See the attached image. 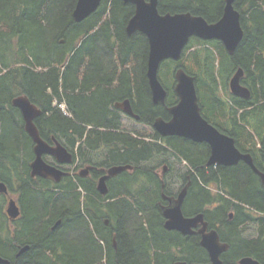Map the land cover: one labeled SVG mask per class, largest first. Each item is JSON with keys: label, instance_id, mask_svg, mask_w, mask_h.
I'll use <instances>...</instances> for the list:
<instances>
[{"label": "trees", "instance_id": "1", "mask_svg": "<svg viewBox=\"0 0 264 264\" xmlns=\"http://www.w3.org/2000/svg\"><path fill=\"white\" fill-rule=\"evenodd\" d=\"M77 1L0 0V181L21 209V216L10 220L8 198L0 194V255L11 264L208 263L199 235L163 227L160 203L163 194H174L166 180L174 170L168 160L173 155L186 167L177 173L181 185L190 181L184 213L203 212L210 228L229 243L224 264H239L244 256L264 264V187L253 169L244 161L208 166L209 144L122 127L123 114L113 106L129 98L137 123L146 126L160 116L168 119L167 106L178 101L174 72L181 66L195 76L203 116L264 171V0H235L244 36L234 54L220 41L193 38L178 62L161 63L166 104L152 99L147 36L126 32L134 5L102 0L77 22ZM224 6L225 0L158 2L162 14L191 12L209 22L220 19ZM239 68L249 98L229 90ZM22 94L42 110L35 123L48 143L57 140L74 152L80 142L79 153L91 151L96 163L132 165L120 175L122 191L110 187L101 195L93 189L82 198L78 185L67 179L32 178L35 144L13 105ZM161 164L168 167L164 175ZM251 226L256 234L245 235ZM25 245L29 249L17 257Z\"/></svg>", "mask_w": 264, "mask_h": 264}, {"label": "water", "instance_id": "2", "mask_svg": "<svg viewBox=\"0 0 264 264\" xmlns=\"http://www.w3.org/2000/svg\"><path fill=\"white\" fill-rule=\"evenodd\" d=\"M102 0H78L73 12V18L77 22L83 21L90 14L95 12ZM134 4L135 11L126 25V32L131 35L135 32L144 33L149 42V56L147 77L154 103L165 104L168 91L164 87L160 77L159 69L164 60L172 59L179 61L184 50L192 37L203 40H219L225 46L229 54H234L244 36V29L241 24V14L235 8V0H225L223 14L216 22H209L205 17L194 15L191 12L160 13L158 8L159 0H124ZM243 69H238L230 80L231 92L238 97L249 98V88L241 84ZM174 92L178 96V102L170 107V119L157 117L153 123L155 131L162 136H179L193 140L194 142H205L209 144L211 153L207 165L232 166L240 161L247 163L260 177L264 187V171H261L254 162L249 152H242L236 145L235 139L210 123L202 114L199 95L196 86L195 76L189 74L183 67L175 70ZM13 105L17 107L25 121V130L34 141L35 159L31 164L32 176L50 178L59 182L66 171L48 163L45 155H51L60 163H71L72 153L59 141L49 144L39 133L35 119L42 114L27 95H20L13 99ZM117 107L124 109V112L139 118L134 114L131 102L126 99L116 103ZM132 168V165H113L109 168L108 174L102 176L98 183L100 193L107 194V179L110 176L119 174L124 170ZM167 168V166H165ZM190 181L181 189L178 196L171 197L168 205L164 206L166 217L165 227L176 229L185 235L195 231L200 225V243L207 250L210 262L193 264H224L221 255L228 250L229 243L221 241L217 229H209V223L205 214L200 212L193 216H185L183 203L188 192ZM0 192L8 193L7 186L0 181ZM7 213L15 219L20 216L21 210L16 201L11 199L7 207ZM60 220L56 222V225ZM29 249L25 245L17 256ZM240 264H263L259 260L244 256ZM0 264H11V261L0 255ZM175 264H188L186 261H177Z\"/></svg>", "mask_w": 264, "mask_h": 264}, {"label": "flooded vegetation", "instance_id": "3", "mask_svg": "<svg viewBox=\"0 0 264 264\" xmlns=\"http://www.w3.org/2000/svg\"><path fill=\"white\" fill-rule=\"evenodd\" d=\"M113 106H115L119 110L120 113H122V114L124 113V109L121 107H117L116 103ZM167 108H168V106H167ZM125 117L123 116V118H125ZM169 119H170V117H169ZM122 127H126L124 122H123ZM165 138H167V137H165ZM160 143H163V145H165V143L162 141H160ZM79 144H80V142H79ZM79 144L74 148V154H73V158H72L73 163L71 164V167L69 169V177H67L65 179H67L66 181H69L70 184H74L75 186L78 185V188H75V189H77V191H81L82 194H84V195L89 194L90 191L93 189H96L99 192V190H98L99 180L102 176L108 174L109 168L111 166L108 167L106 164L104 165L103 163H96L93 159V155L91 154V151H88V153H86V155H81L79 153V150H78ZM88 154H91V156H89ZM166 171H167V169L165 168V164H161L159 167V173L161 175H164L166 173ZM120 175H121V173L110 176L107 179L106 183L108 185V188H110V187L114 188V187L118 186L120 192L122 191V185L124 182H123L122 178L120 177ZM182 188H183V185L180 186V188L178 189L177 192H174V194H171V195L163 194V200L165 202L160 203L162 210H163V216H164V206L169 204L171 197H173V196L177 197ZM185 199H186V197H185ZM184 204H185V200L183 203V207H184ZM183 212H184V208H183ZM194 215H196V214H194ZM186 216H193V215H186ZM230 216H233V214H231ZM205 219H206V217H205ZM107 224H109V221L107 222ZM165 224H166V217L164 216L163 227L165 229L172 231L173 233L179 232V233L183 234L179 230L166 228ZM56 226H58V225H56ZM56 226L54 225L52 230ZM199 228H200V225L198 227H195L194 229L196 232H194L190 235H199L200 236V234L198 233ZM209 229H212V228H210V226H209ZM183 235H185V234H183ZM200 239H201V237H200ZM17 253H16V256H17ZM17 257H19V256H17Z\"/></svg>", "mask_w": 264, "mask_h": 264}, {"label": "rangeland", "instance_id": "4", "mask_svg": "<svg viewBox=\"0 0 264 264\" xmlns=\"http://www.w3.org/2000/svg\"><path fill=\"white\" fill-rule=\"evenodd\" d=\"M197 46H202V42L196 43ZM205 45V44H204ZM224 89V87H223ZM230 90V88H229ZM224 91V90H223ZM231 91V90H230ZM125 126L130 129H137L142 132H146V134L150 135V133H154V129L150 126L143 125L141 123H137L133 120L128 119L127 117L124 120ZM46 160H48L51 163L56 164V161L51 156H46ZM160 159H158L159 162ZM169 162L173 165L174 170L172 172H168L166 176V180L170 184V189L173 192H177L178 189L181 186V180L177 177V173L183 172L186 167L184 163H180L173 155H168ZM153 164H156V161H152ZM151 164V163H150ZM64 168H70L71 165H64ZM245 235H255L256 234V228L254 226L249 227L245 232Z\"/></svg>", "mask_w": 264, "mask_h": 264}, {"label": "bare ground", "instance_id": "5", "mask_svg": "<svg viewBox=\"0 0 264 264\" xmlns=\"http://www.w3.org/2000/svg\"><path fill=\"white\" fill-rule=\"evenodd\" d=\"M64 146H65V145H64ZM47 161H48V160H47ZM107 188H108V185H107ZM98 190H99V189H98ZM99 192H100V191H99ZM108 192H109V188H108ZM108 192H107V193H108Z\"/></svg>", "mask_w": 264, "mask_h": 264}]
</instances>
